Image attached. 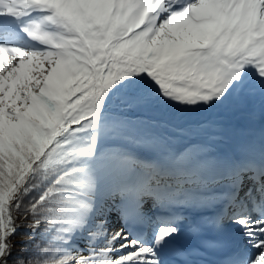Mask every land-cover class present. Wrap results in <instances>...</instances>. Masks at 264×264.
Returning <instances> with one entry per match:
<instances>
[{
    "label": "snow or ice",
    "instance_id": "snow-or-ice-1",
    "mask_svg": "<svg viewBox=\"0 0 264 264\" xmlns=\"http://www.w3.org/2000/svg\"><path fill=\"white\" fill-rule=\"evenodd\" d=\"M257 104L264 0H0V264H264V127L198 119Z\"/></svg>",
    "mask_w": 264,
    "mask_h": 264
},
{
    "label": "trees",
    "instance_id": "trees-1",
    "mask_svg": "<svg viewBox=\"0 0 264 264\" xmlns=\"http://www.w3.org/2000/svg\"><path fill=\"white\" fill-rule=\"evenodd\" d=\"M226 118L229 119V121H226ZM198 119L202 121L199 127L207 130L203 134V137L209 141H218V146L225 151H230L236 143L247 139L249 136L255 135L258 137L261 128L264 127L258 104L254 111L248 108L234 113L212 111V114L209 112L202 117V119L199 117ZM214 121L216 123H213ZM16 223L20 227L11 240L15 245L13 254H18L27 258L36 250V245L40 241L39 238L32 240L29 235H27L28 229L25 225L28 221H26L22 215L17 219Z\"/></svg>",
    "mask_w": 264,
    "mask_h": 264
},
{
    "label": "rangeland",
    "instance_id": "rangeland-1",
    "mask_svg": "<svg viewBox=\"0 0 264 264\" xmlns=\"http://www.w3.org/2000/svg\"><path fill=\"white\" fill-rule=\"evenodd\" d=\"M216 111H218L219 112V110H216ZM207 113H209V112H206V113H204L202 116H200L199 118L200 119H202V117H204ZM211 114H212V112H211ZM227 117H229V116H227ZM227 119V118H226ZM226 121H229V119H227ZM115 228L118 230L119 229V226H117V223L115 224Z\"/></svg>",
    "mask_w": 264,
    "mask_h": 264
}]
</instances>
